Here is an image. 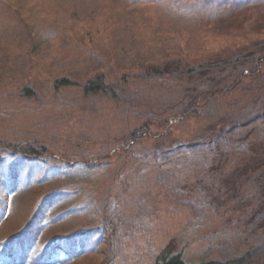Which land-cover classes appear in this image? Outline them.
Returning <instances> with one entry per match:
<instances>
[{"label": "trees", "instance_id": "1", "mask_svg": "<svg viewBox=\"0 0 264 264\" xmlns=\"http://www.w3.org/2000/svg\"><path fill=\"white\" fill-rule=\"evenodd\" d=\"M187 3L188 0H175L171 4L166 13L169 22L175 24L181 17L177 15L189 13L185 30L220 40L231 39L229 45L193 59L190 64L173 61L166 67L123 64L108 53L95 58L92 75L82 84L67 78L53 80L50 99H46L43 87L32 78L17 87L16 95H11L37 103H55L58 92L78 87L83 111L105 120L110 118L107 123L125 122L126 126L110 133V140L96 152L84 148L78 138L70 139L67 133L51 134L56 142L26 132L0 136V168L7 163L3 153L17 155L27 163L26 168L21 164L16 173L10 164L11 167L0 170V186L11 199V211L25 196L37 194L36 207L27 223L0 240V264H79L102 251L113 264L126 248L137 243L135 233L142 237L148 230L151 216L144 201L118 198L114 199V207L110 193L102 203L100 216H88L83 226L72 231H50L52 224L70 220L82 207L74 201L79 193L74 184L50 189L49 185L62 180L65 174L45 170L42 166H48L47 160L76 171L82 168V176L97 178L111 171L112 164L127 165L133 160L135 168L162 170V175L182 195L194 176L197 182L202 174L231 177L232 174H225L223 166L231 158L250 156L252 144L264 140V0ZM250 21L251 27L245 28ZM191 120L196 127L188 136V143L165 149L164 142L172 139L173 122L186 127ZM150 136L153 145L144 147L146 140L152 139ZM179 161L181 165L177 166ZM251 173V178L245 180L251 192L245 195L236 187L234 196L249 228L247 234L229 238L224 232V237L220 235L218 239L213 235V240L221 243L217 259L188 262L181 252L167 247L152 254L153 264H264V159L253 166ZM121 178L117 173L116 184ZM185 202L191 214L186 235L193 238L210 230L214 207ZM6 211L5 207L0 208V224L7 217ZM210 240L212 243V237ZM240 246L244 249L240 250Z\"/></svg>", "mask_w": 264, "mask_h": 264}, {"label": "rangeland", "instance_id": "2", "mask_svg": "<svg viewBox=\"0 0 264 264\" xmlns=\"http://www.w3.org/2000/svg\"><path fill=\"white\" fill-rule=\"evenodd\" d=\"M174 1L0 0V136L26 132L29 136L48 138L51 142L55 139L50 137L51 134L67 133L70 139L78 138L84 148L96 152L110 140L111 134L121 131L126 123L114 120L107 123L110 118L105 120L83 111L80 88L61 90L56 94L55 103L46 100L37 103L11 95H16L17 87L32 78L43 87L41 90L46 99H50L53 80L67 78L82 84L92 75L90 69L95 58H103L108 53L115 55L123 64L166 67L173 61L190 64L193 59H200L208 52H218L229 45L231 39L220 40L185 30L189 13L177 15L181 16L178 22L171 24L166 13ZM197 1L188 0L187 4L194 5ZM249 27L251 21L245 26ZM173 125L172 139L164 142L165 149L188 143V136L196 127L193 120L190 126L185 127L177 121ZM150 137L152 139H147L144 147L153 145V137ZM262 142L264 140L252 144L250 156L231 158L223 166L225 174H232L231 177L224 179V174H202L198 177L201 181L197 182L194 176L182 195L172 187L171 180L162 175V170L135 168L133 160L127 165L112 164L111 171L98 178L82 176V168L76 171L55 160H47L48 166H42L45 170L54 169L65 174L62 180L52 182L50 189L74 184L79 191L74 201L81 203L82 207L70 220L52 224L50 231H72L83 226L88 216H100L102 203L111 193L112 206L115 207L114 199L118 198L129 202L141 200L147 204L151 216L144 236L135 233L137 243L126 248L113 264H153L152 254L167 247L181 252L188 262L217 259L221 243L214 241L213 235L218 239L224 237L222 234L225 232L226 237L233 238L232 235L247 234L249 230L242 210L234 202L235 189L239 188L245 195L251 192L252 188H248L249 183L245 180L251 178L253 166L264 159ZM62 144L65 145L64 142ZM70 149L79 150L78 147ZM1 156L7 163L0 170L12 166L16 173L21 164L23 168L27 166L17 155L12 157L3 153ZM182 161L176 165L180 166ZM117 173L122 177L119 184L115 181ZM36 196H25L13 212L11 199L0 186V208L7 210V217L0 224V240L18 232L27 223L36 207ZM185 201L214 207L210 230L193 238L186 235V222L191 214ZM239 249L244 248L240 246ZM103 262L110 264L111 260L102 251L79 261V264Z\"/></svg>", "mask_w": 264, "mask_h": 264}]
</instances>
